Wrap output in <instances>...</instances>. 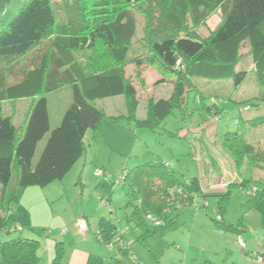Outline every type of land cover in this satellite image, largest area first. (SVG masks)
<instances>
[{"label": "trees", "instance_id": "1", "mask_svg": "<svg viewBox=\"0 0 264 264\" xmlns=\"http://www.w3.org/2000/svg\"><path fill=\"white\" fill-rule=\"evenodd\" d=\"M13 2L0 0V65L24 58L43 45L48 47L37 60L38 65L0 92V184L4 194L16 182L4 205L6 214H0V233L8 232L10 226H14L11 232L21 233L23 225L11 207L13 202L18 203L30 187L45 188L62 179L85 153L88 129L101 131L106 116L96 106L99 100L123 96L128 118L141 128L154 129L176 108L185 112L187 93L195 92L190 87L193 78L243 85L248 72L238 66L241 49L249 42L258 93L235 102H246L248 109L251 104L258 109L264 105V0H26L16 17L5 23V14ZM96 7L101 9L95 10ZM218 7L222 21L208 35L190 28V22L194 21L196 27L201 25ZM138 14L146 23L144 48L148 52L131 57ZM83 55L84 62L80 60ZM131 63L142 84L140 68L145 64L163 76L158 83L175 81L169 98L150 101L144 119L137 116L139 89L127 75ZM65 84L72 85L74 100L58 127L51 131L35 163L38 144L51 130L46 94ZM186 86L194 90L185 91ZM24 98L33 99L34 104L19 133L14 118L4 116L3 102ZM118 119L112 117L115 123ZM235 123L236 131L224 134L222 143L238 173L248 171L249 166L264 170V152H255L245 139L247 130L264 126V114L235 117ZM246 164L249 166L244 167ZM243 180V186L250 185L251 179ZM122 181L133 207L130 221L136 224L143 239L154 234L149 221L172 228L179 208L194 205L195 195L207 197L197 178L184 181L177 170L158 158L122 172ZM218 197L222 218L230 191ZM218 219H214V226L230 230L227 223L224 226ZM118 233L112 220H99L96 237L101 243L110 247L114 242L117 247ZM40 248L41 241L36 238L20 235L0 239V264H40ZM64 257L63 242H56L52 264H63Z\"/></svg>", "mask_w": 264, "mask_h": 264}, {"label": "rangeland", "instance_id": "2", "mask_svg": "<svg viewBox=\"0 0 264 264\" xmlns=\"http://www.w3.org/2000/svg\"><path fill=\"white\" fill-rule=\"evenodd\" d=\"M25 1L14 0L5 14V23L16 17ZM137 18L139 26L129 53L132 57L148 52V49L144 48L147 43L146 23L141 15L138 14ZM222 18V10L218 7L206 20L202 19L204 21L201 25L196 27L194 21L190 22V28L194 27L199 33L208 34L216 23L219 25ZM47 47L43 45L32 50L24 58L9 60L0 65V92H5L7 86L19 82L27 71L38 65L37 60ZM250 50L249 42L241 49L242 61L238 68L248 72L243 85L237 87L232 81L193 78L190 87H194L195 92L187 93L188 105L185 112L176 108L154 129L141 128L135 120L128 118V106L123 96L97 101V108L103 110L106 115L102 119L101 131L88 129L85 153L62 179L45 188L30 187L21 195L18 203L13 202L11 207L23 225L22 232H11L9 235L0 233V239L9 240L20 235L39 240L43 238L39 254L43 257L41 264H48L52 260L50 257L53 258L56 242H67V239L73 238L76 233V221L81 219L79 221L87 222L89 236L94 239L99 220L106 218L112 220L118 229V246L115 254V250L111 252L101 245V264H232L230 258L233 254L229 252L232 250L229 245L235 244L238 246L236 249L243 247L239 238L245 242L249 234H234L233 230L214 226L217 216L215 210L221 200L219 197L195 195L194 205L179 208L174 227L166 228L161 223L149 221V227L154 234L143 239L140 238L141 232L136 228V224L130 221L133 207L129 204L122 172L158 158L177 170L184 181L197 178L199 184L206 189L207 186L219 183L222 176L227 180L238 179L230 183L233 192L224 213L228 220L242 212L241 203L250 206L249 204H255V201H263L264 198H260L264 190V170L252 169L246 164L244 167L249 166L248 171L245 169L238 173L233 159L222 143L224 134L236 131L235 117L254 118L264 114V105L258 109L251 104L248 109L245 108L246 102H235L245 101L258 93ZM80 60L84 62L85 56H81ZM155 71L160 75L157 69ZM171 82L174 85L175 81ZM137 85L141 92L137 116L144 119L147 118L148 105L154 98L145 91V82L141 83V86L139 83ZM191 88L186 86L185 91ZM46 97L51 130L38 144L35 163L51 131L58 127L61 116L74 100V89L72 85L65 84L60 89L46 94ZM33 104L34 100L30 98L3 102L4 116L14 118L19 133H22ZM209 107L212 110H209ZM112 117H118V122L115 123ZM247 131L246 142L255 152H264V126ZM245 178L251 179V186L242 185ZM2 188L0 184V214L4 215V205L16 188V182L13 181L5 194ZM201 191L203 192L202 189ZM218 221L225 226V223L221 222L222 218ZM13 227L10 226L9 230L13 231ZM253 237L261 238V232L255 231ZM113 245L116 247V243L113 242Z\"/></svg>", "mask_w": 264, "mask_h": 264}, {"label": "crops", "instance_id": "3", "mask_svg": "<svg viewBox=\"0 0 264 264\" xmlns=\"http://www.w3.org/2000/svg\"><path fill=\"white\" fill-rule=\"evenodd\" d=\"M209 24V23H208ZM218 26V23L210 30H214ZM209 27V26H208ZM209 31V32H210ZM208 32V34H209ZM203 35H208L207 33ZM131 56V55H130ZM132 57V56H131ZM127 75L132 78L133 82L136 84L137 88L139 89L137 83L141 86L140 80L136 77V70L133 65V63L129 64L127 66ZM141 78L145 82V91H147L150 94V97H153L155 100L158 99H167L170 97L173 91V85L171 80H168L166 82L158 83L162 79L163 76L159 75L158 73H155V68L152 66L145 64L141 68ZM137 82V83H136ZM143 82V83H144ZM147 87L149 88L147 90ZM146 92V93H147ZM147 93V94H148ZM148 94V95H149ZM139 96H140V102H141V92L139 90ZM255 96V95H254ZM120 97V96H117ZM117 97H112V98H117ZM110 99V98H107ZM105 100V99H103ZM100 101V100H99ZM127 104V103H126ZM63 116V115H62ZM61 116V119H62ZM234 180L238 179H230L227 180L226 177L222 176L219 183H214L210 187L207 186V189L202 186L200 183L201 189L203 190V194L205 196L208 195H214L212 197H218L224 194H227L230 191V196H231V184L232 181L234 183ZM231 183V184H230ZM252 184L250 183L249 186ZM209 187V188H208ZM247 189H245L246 191ZM264 190L261 192V198H264L263 195ZM246 204H249L247 201H245ZM244 202V203H245ZM243 206L242 212H240L236 217L232 218V220H228L224 214L221 215L224 223H227L226 226L234 233H246L249 234L248 240L245 241V247H241L239 249L238 246L235 244L229 245L230 248H232L231 251H229L233 256L230 258L232 261V264H264V262H257L255 259L254 253L261 254L263 249H264V200L262 201H255V204H249L250 206L244 205L241 203ZM246 209V211H245ZM217 212V218H220L219 214V207L217 206L216 210ZM245 211V212H244ZM15 212V210H14ZM250 212V213H249ZM251 212H254L252 215ZM16 215V213H15ZM17 217V216H16ZM19 220V219H18ZM81 220V219H79ZM78 220V221H79ZM74 224V228L76 233H74L72 239H67V242H63L64 244V250H65V257L63 264H101V245L107 247L105 244L101 243L97 237L96 233L95 238L93 239L91 236H89V228L87 230H81L77 226V222ZM10 229V228H9ZM260 231L262 237L261 238H254L253 234L255 231ZM99 231V227L97 232ZM11 230H8V232L4 233L5 235H9ZM234 233V234H235ZM11 238V237H9ZM33 238V237H31ZM47 238V237H46ZM43 239V238H42ZM41 239V240H42ZM40 240V241H41ZM261 242V244H260ZM240 247V246H239ZM111 252L116 254L117 252V247L113 246L107 247ZM113 250V251H112ZM49 252V250H48ZM55 255V246H54V251H53V258ZM42 256V255H40ZM235 257V258H234ZM43 258V257H42ZM53 258L50 257V259L53 260ZM234 258V259H233ZM52 260L49 261L50 264H52ZM42 263V262H41ZM40 263V264H41ZM48 263V264H49ZM212 264V262H210Z\"/></svg>", "mask_w": 264, "mask_h": 264}, {"label": "built area", "instance_id": "4", "mask_svg": "<svg viewBox=\"0 0 264 264\" xmlns=\"http://www.w3.org/2000/svg\"><path fill=\"white\" fill-rule=\"evenodd\" d=\"M180 61H178V66H180ZM180 191V190H179ZM77 226L81 229V230H87L88 229V225L85 221H79L77 222ZM117 241V240H116ZM239 242L242 243V246L245 247V243L243 242V240L241 238H239ZM114 246V245H113ZM111 244H110V247L112 248L113 247ZM264 250V249H263ZM254 256H255V259L258 261V262H264V252L261 253V254H257V253H254Z\"/></svg>", "mask_w": 264, "mask_h": 264}]
</instances>
